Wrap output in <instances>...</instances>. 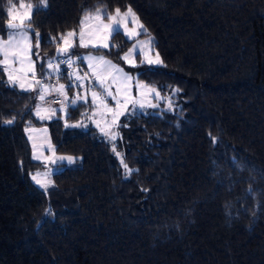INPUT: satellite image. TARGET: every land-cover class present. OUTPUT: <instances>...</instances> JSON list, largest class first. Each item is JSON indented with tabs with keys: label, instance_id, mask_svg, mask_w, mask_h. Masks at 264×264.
Masks as SVG:
<instances>
[{
	"label": "trees",
	"instance_id": "obj_1",
	"mask_svg": "<svg viewBox=\"0 0 264 264\" xmlns=\"http://www.w3.org/2000/svg\"><path fill=\"white\" fill-rule=\"evenodd\" d=\"M128 8L163 61L136 71L164 100L124 116L116 141L79 124L91 100L41 120L38 93L0 66V264H264V0H0V38L30 31L44 75L87 14ZM113 38L120 60L133 41ZM33 126L74 158L46 188Z\"/></svg>",
	"mask_w": 264,
	"mask_h": 264
},
{
	"label": "rangeland",
	"instance_id": "obj_2",
	"mask_svg": "<svg viewBox=\"0 0 264 264\" xmlns=\"http://www.w3.org/2000/svg\"><path fill=\"white\" fill-rule=\"evenodd\" d=\"M22 5H24L22 9L14 12V18L17 20L30 17L29 8L25 4ZM128 9H119V16H116L117 9L113 12L99 9L87 14L82 20L81 27L74 31L75 36H64L65 40L59 49L67 48L68 51L60 57L51 59L49 63H52L53 67L49 68L48 63L44 75L38 73L37 65L41 62L43 55L37 47L38 41H33L30 31L13 29L7 38H0V66L4 67L6 77L11 84L23 90L38 93L39 101L35 111L38 118L44 121L57 117L65 119L70 112V107L91 100L95 108L79 124L84 127L93 126L109 141H116L120 137V123L124 116L153 110L163 102L164 98L160 90L140 80L136 71L141 65H162L161 55L154 46V37L146 35L148 30L137 13L130 8L132 14L125 16ZM114 16L119 21L120 32L133 41L129 49L120 55V60L106 55L103 51H112L113 46L116 49L121 46V41L113 38L115 33L110 34L115 21L109 17ZM81 32H83V43L87 45L86 47L80 46ZM21 33L26 34L28 39L22 40ZM105 44L108 47H103ZM124 56L128 59H123ZM68 57L73 61L71 65L64 62ZM100 57L104 61H110L116 68L122 69V72H116L111 68L105 71L102 61L90 59ZM149 60L153 63H149ZM57 66L58 71H54L53 69ZM70 69L74 73L67 77L68 81L56 79V75H60L62 70L68 72ZM9 76L12 77L11 81ZM77 76L80 79H77ZM37 80L40 81L39 85L36 84ZM61 84L65 85L64 89L59 88ZM69 85L74 86L72 91L68 90ZM93 92L97 93L98 98L93 97ZM109 92L111 95L108 94ZM41 95L44 99H40ZM73 100L76 101L75 104H72ZM39 105H46L49 109H41ZM27 134L33 147V158L44 164V167L33 175V181L39 187L46 188L53 182L57 165L70 164L74 158L55 151L47 126L29 127ZM69 157L71 160L68 159Z\"/></svg>",
	"mask_w": 264,
	"mask_h": 264
},
{
	"label": "snow or ice",
	"instance_id": "obj_3",
	"mask_svg": "<svg viewBox=\"0 0 264 264\" xmlns=\"http://www.w3.org/2000/svg\"><path fill=\"white\" fill-rule=\"evenodd\" d=\"M42 3L46 6V0H42ZM21 7H24V5H21ZM39 8H40V6H37V11L39 10ZM131 14H132V13H131V9L129 8V9L127 10V13L125 14V16H127V15H131ZM119 15H120V10L117 9V10H116V16H119ZM29 19H30V17H29ZM109 19L115 21V26H112V27H111V32H110V34H111V33H115V34L119 35V34H120V30H119V26H118V25H119V21L116 20V17H115V16H114V17H109ZM81 23L83 24V21H82ZM9 27H10V28H15V27H17V25L12 24V23L10 22V23H9ZM105 27H109V26H105ZM142 27H143V26L141 25V28H142ZM34 35L37 37V40H38V39H39V34H38V33H34ZM75 35H76V33H75L74 31H73V32H69V33H67V36H75ZM21 39H22V40H27L28 37H27L26 34L21 33ZM60 39H61L62 41H64V40H65V37L62 35V36L60 37ZM83 40H84V36H83V32H81V34H80L81 45H80V46L86 47L87 45H85V44L83 43ZM38 46H39V44L37 43V47H38ZM103 47H108V45L105 44V45H103ZM67 51H68L67 48H65V49H63V50L58 49V53H59V54L66 53ZM5 58H6V54H5ZM90 59H99L100 61H102L103 64L105 65V69H104L105 71H106L108 68H111V69H114L116 72H122V69H118V68H116V66H115V65H112L110 61H104L102 57H100V58H90ZM123 59L127 60L128 57H127V56H124ZM64 62L67 63V64H69V65H71V64L73 63V61L71 60L70 57H68ZM157 62H158V61H157ZM149 63H153V61L149 60ZM52 67H53L52 63H49V68H52ZM53 70H54V71H58V66H57V68H55V69H53ZM32 74H33V76L35 75L34 72H33ZM126 78H127V77H126ZM77 79H80V77L77 76ZM9 80H10V81L12 80V77H11V76H9ZM36 84L39 85V84H40V81L37 80V81H36ZM102 86H103V85H102ZM21 87H23V85H21ZM68 87L70 88L71 85H69ZM59 88H60V89H64V88H65V85L61 84V85H59ZM105 91H107V89H105ZM108 94L111 95L110 92H109ZM92 95H93L94 98H98V97H97V93L93 92ZM40 99H44V97L41 95V96H40ZM75 103H76V101L73 100V101H72V104H75ZM7 123L11 124V123H13V121H12V120H9V121H7ZM102 131H103V129H102ZM213 139H215V138H213ZM68 159L71 160L70 157H69ZM124 167H125L126 171H129V172L131 171V170L128 169V167H127L126 164L124 165ZM37 182L39 183V181H37Z\"/></svg>",
	"mask_w": 264,
	"mask_h": 264
},
{
	"label": "built area",
	"instance_id": "obj_4",
	"mask_svg": "<svg viewBox=\"0 0 264 264\" xmlns=\"http://www.w3.org/2000/svg\"><path fill=\"white\" fill-rule=\"evenodd\" d=\"M73 73H74L73 70L70 69V70L67 72V75H68V76H72ZM56 77H57L56 79H60V75H56ZM78 85H79V83L77 82V86H78Z\"/></svg>",
	"mask_w": 264,
	"mask_h": 264
},
{
	"label": "crops",
	"instance_id": "obj_5",
	"mask_svg": "<svg viewBox=\"0 0 264 264\" xmlns=\"http://www.w3.org/2000/svg\"><path fill=\"white\" fill-rule=\"evenodd\" d=\"M97 81V80H96ZM39 107L41 108V109H47L48 108V106H46V105H39ZM44 107H46V108H44ZM49 109V108H48Z\"/></svg>",
	"mask_w": 264,
	"mask_h": 264
}]
</instances>
